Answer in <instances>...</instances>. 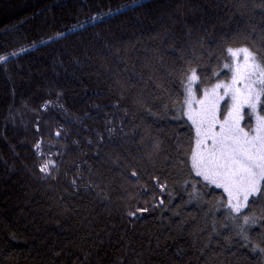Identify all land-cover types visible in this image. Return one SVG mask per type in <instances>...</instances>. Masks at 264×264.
<instances>
[{"label":"trees","instance_id":"1","mask_svg":"<svg viewBox=\"0 0 264 264\" xmlns=\"http://www.w3.org/2000/svg\"><path fill=\"white\" fill-rule=\"evenodd\" d=\"M242 46L264 57V0H0V54L20 53L0 67V264H264V253L221 227V189L198 185L202 199L190 200L181 163L189 124L170 104L175 68L188 61L211 75L226 62L223 48ZM57 93L59 104L44 109ZM113 117L124 132L106 137L97 154V132ZM61 127L67 138L56 139ZM41 138L45 151L64 153L57 181L40 180L34 167ZM152 139L162 141L160 159L171 160L155 165L165 169L163 194L151 173L129 185L106 159L131 149L139 160ZM75 164L85 180L91 169L93 180L113 185L111 204L68 195ZM129 195L149 207L131 222L123 216ZM153 196L164 207L152 208ZM262 208L254 205L257 215ZM250 235L259 243V232Z\"/></svg>","mask_w":264,"mask_h":264},{"label":"snow or ice","instance_id":"2","mask_svg":"<svg viewBox=\"0 0 264 264\" xmlns=\"http://www.w3.org/2000/svg\"><path fill=\"white\" fill-rule=\"evenodd\" d=\"M91 19L95 21L98 17ZM84 27V24L76 25V28ZM64 35L58 33L56 37L49 39L62 38ZM222 52L226 62L221 65L219 71H213L211 75L207 74V69H202L199 65L187 66L190 63L188 61L174 69L179 91L175 93L176 100L170 99V104L179 103L178 110L189 124L188 148L181 163L187 166L192 180H186L185 184H190L193 189L189 194L190 200L202 199V194L197 190L198 185L221 189V198L216 204V210H223L224 224L221 227L234 232L252 251L264 253V247L261 246L264 245V208L260 210L259 215L254 211V205L264 203V57L246 46L226 47ZM19 54L18 52L0 54V67L8 64L10 59ZM217 64H220L219 58ZM221 76L226 78L221 79ZM56 96L55 101H45L43 108L47 109L54 103L59 104L62 93H57ZM113 107L119 109L121 104L118 101ZM104 127L103 134L97 132L95 141L97 154L106 137L111 141L118 132H124V121L120 119L117 123V118L113 117L105 121ZM39 130L37 122L36 131ZM52 135L60 139L67 138L68 133L61 127ZM143 141L142 136L139 143L142 144ZM92 144L93 141L89 140L88 145ZM51 147L50 145L49 148ZM33 149L36 156L34 167L39 179L45 182L57 181L61 174L64 153L45 151L43 138L34 143ZM162 153V141L152 139L139 160L132 154L131 149H125L123 152L114 151L106 159L129 185L133 179L139 182L142 174L151 173L149 176L151 183L163 194L168 192L166 182L161 179L165 169H155V165L168 164L171 160L168 157L160 159ZM89 172L90 176L85 180L82 164L73 166V175L68 180L72 191L68 195L93 193L101 203L111 204L113 185L93 180L91 169ZM121 187L127 191L124 185ZM140 187V194H146L148 189L143 185ZM127 199L129 202L123 205V216L130 222L149 212L147 203L137 201L132 205L130 201L135 197L129 195ZM151 207L162 208L164 201H157L153 196ZM212 226L215 231L217 228L215 220ZM253 229L260 234L259 243L252 240L250 232Z\"/></svg>","mask_w":264,"mask_h":264}]
</instances>
